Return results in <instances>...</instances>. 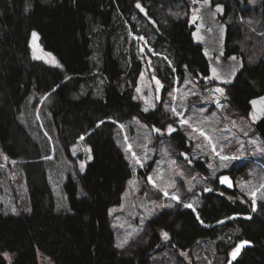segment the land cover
<instances>
[{"label":"trees","instance_id":"16d2710c","mask_svg":"<svg viewBox=\"0 0 264 264\" xmlns=\"http://www.w3.org/2000/svg\"><path fill=\"white\" fill-rule=\"evenodd\" d=\"M138 3L147 15L138 10ZM233 3V8L226 5L228 55H240L246 67L227 89L228 102L248 117L250 102L264 95V37L252 29L264 30V6L240 10L241 4ZM195 5L196 0H0V144L4 153L11 160L27 161L24 166L43 167L33 162L40 157L33 158L29 149L37 145L20 122L23 106L34 92L52 96V116L65 150L69 153L85 137L92 153L86 171L78 176L86 197L79 196L80 186L72 178L65 186L70 213L55 211L45 170L28 176L32 213H0V264H39V251L55 264H150L167 245L186 252L200 242H215L220 251L224 248L221 254L228 260L229 251L241 240L252 242L253 248L246 249L235 264H264V202L252 211L251 199H238L237 188L229 192L219 181L212 191L202 193L198 212L183 207L163 212L149 222L138 242L125 250L116 247L110 211L121 205L135 174L117 141V123L138 117L159 125L161 120L160 110L145 114L135 101L144 64L133 46L124 53L119 44L122 37L127 39L128 27L149 39L157 53L172 61L164 71L157 68L167 85L173 86L174 77L182 78L186 69L198 78L208 76V64L189 32ZM235 13L246 23L237 22ZM136 16L144 27L133 21ZM33 32L60 67L34 60ZM98 67L106 80L103 95L95 96L90 90L82 96V88L97 83ZM174 139L184 149L181 134ZM195 170L205 173L202 163ZM5 254L13 257L12 263Z\"/></svg>","mask_w":264,"mask_h":264},{"label":"rangeland","instance_id":"374dc122","mask_svg":"<svg viewBox=\"0 0 264 264\" xmlns=\"http://www.w3.org/2000/svg\"><path fill=\"white\" fill-rule=\"evenodd\" d=\"M218 1L232 8L234 6V0ZM236 1L242 6L240 10L249 7L259 10L264 6V0ZM234 15L237 22L246 23L236 13ZM133 21L141 27L145 26L138 16L134 17ZM125 22L128 23L127 20ZM252 29L255 35L264 37V30ZM128 30L129 27L127 39L122 37L120 41L119 51L129 53L133 46V51L144 64L137 87L140 91L136 89L135 101L141 104L142 112L145 114L160 110L161 120L159 125L146 123L138 117L125 123H117L119 127L117 141L125 151L135 174L128 184L121 205L110 211L116 247L123 245L117 248L125 250L138 242L146 235L149 222L163 212L185 208L184 204L189 203L193 204L195 212H198L202 193L206 188L212 191L214 183L219 181L223 174L235 175L238 199H243L244 196L252 200L251 193H256L257 209L258 204L264 202V199H261L264 197L262 187L264 151H261L264 149V140L252 126L249 118L242 116L230 106L228 88L220 85L206 87L187 69L182 78L174 77L173 86L167 85L157 68L161 67L164 71L167 64L172 66V61L164 54L157 53L149 39ZM141 37L143 39H140ZM31 48L34 60L51 67H60L58 61L44 51L39 39L33 41ZM100 55L97 51L95 54L97 62L100 61ZM95 76L97 83L82 88V96H86L90 90L94 91L95 96L103 95L106 80L99 72V67ZM156 80L160 81L162 87L157 86ZM216 89H222L223 95L216 92ZM153 104L155 107L151 106ZM52 106L53 98L50 94L39 95L34 92L27 99L20 115V122L37 145V149H29L33 158L40 157L38 161L33 162L42 163L43 167L24 166L27 161L9 159L0 144V213L5 216L32 213L28 176L40 169L41 172L45 170L47 173L57 213H70L65 191L70 178L80 186L79 196L86 197L78 176L86 171L92 161L91 149L83 137L71 147L69 153L65 150L52 116ZM146 107L147 112L144 111ZM172 107L181 113L180 117L169 111ZM181 119L188 120V124L182 126ZM169 125L176 130L169 133L167 130ZM153 127L160 129L159 137L155 136ZM201 132L205 135L202 136ZM176 134H181L184 138L185 147L188 149L186 152L190 154L193 162L196 165L203 164L205 168L203 175L183 160L181 151L185 147L183 149L174 139ZM205 136L209 137L211 142ZM212 145L216 146V152L220 155L236 156L238 159L222 161L212 151ZM137 160L143 166L137 163ZM81 164L85 165L83 171L80 168ZM224 164L228 166L223 167ZM246 167L247 169H244ZM240 169L243 171L240 172ZM149 177L152 178L151 182ZM241 185H244V191H241ZM177 196L179 199H174ZM226 242L231 243L229 239ZM221 251L215 242H200L186 252L171 250L167 245L162 252L151 258L150 264H227L229 259L226 260ZM230 252L231 250L229 254ZM5 258L12 263V256L6 254ZM38 260L39 264H55L40 251Z\"/></svg>","mask_w":264,"mask_h":264},{"label":"water","instance_id":"95a60500","mask_svg":"<svg viewBox=\"0 0 264 264\" xmlns=\"http://www.w3.org/2000/svg\"><path fill=\"white\" fill-rule=\"evenodd\" d=\"M215 0H200L197 7L192 10V15L189 22V32L195 47L202 51V55L209 67V75L203 76L200 74L199 81L206 87L220 85L225 88L232 87L245 70L246 62L243 57L238 54L228 55L227 43L229 28L225 22L227 16V7L223 3L214 4ZM138 8V7H137ZM143 9V10H141ZM138 10L147 15V9L142 5ZM235 57V59H233ZM215 69V72L213 70ZM255 101L256 103H253ZM255 117V118H254ZM249 121L260 137L264 140V95L253 99L250 102ZM156 127H153L156 137L160 136V132H156ZM183 160L192 168L194 163L188 153H182ZM228 176L232 182V187L229 188L226 184L219 183L221 187L229 192L236 190V181L231 174ZM247 241L248 243H244ZM243 245L235 259L232 257L233 250L238 246ZM253 248L252 242L241 240L233 248L229 254L227 264H235L242 256L246 249Z\"/></svg>","mask_w":264,"mask_h":264},{"label":"snow or ice","instance_id":"6c2138e0","mask_svg":"<svg viewBox=\"0 0 264 264\" xmlns=\"http://www.w3.org/2000/svg\"><path fill=\"white\" fill-rule=\"evenodd\" d=\"M136 6H137L138 8H141V5H140L139 3H138ZM141 10H143V9H141ZM32 36H33V38L35 39V38H36V33L33 32V33H32ZM140 39H143V38L141 37ZM49 55H50V54H49ZM233 59H235V57H233ZM213 72H215V69L213 70ZM156 84H157L158 87H162V85L160 84V81H159V80H156ZM137 91L139 92L140 89H137ZM216 92H218V93H220L221 95H223V90H222V89H216ZM193 94H194V93H193ZM217 103H219V101H217ZM253 103H256V102L253 101ZM151 106H152V107H155L154 104L151 105ZM144 111L147 112V111H148V108H147V107L144 108ZM169 111H171V112H172L175 116H177V117H180V116H181V113H180V112H177V110H176L175 107L170 108ZM254 118H255V117H254ZM180 124H181L182 126L185 125V124H188V120H186V119H181V120H180ZM121 127H123V125H121ZM167 130H168L169 133H171V132H174L176 129L173 128L171 125H169ZM155 131H156V132H160V129L157 128V129H155ZM201 135L203 136V135H205V134H204L203 132H201ZM205 138H206V139H209V142H211L209 137L205 136ZM81 139H83V137H81ZM252 143L254 144L255 141H252ZM74 151H75V150H74ZM88 151H90V149H89ZM212 151H213L214 153H216V155L219 156L220 159H221L222 161H230V160L238 159V157H236V156L220 155L219 152H216V146H215V145H212ZM261 151H264V149H261ZM133 155H135V154H133ZM89 159H91V156H89ZM137 163H141V162H140L139 160H137ZM141 166H143L142 163H141ZM227 166H228L227 164H224V165H223V167H227ZM84 167H85L84 164H81V165H80L81 171H83ZM210 167H211V165H210ZM148 179H149V181L151 182L152 178L149 177ZM219 179H220V183H222V184H226L229 188L232 187V182H231V180H230V178H229L228 176H221ZM153 186L155 187V184H154ZM262 187H264V186H262ZM190 190H191V189H190ZM205 191H211V189L206 188ZM241 191H244V185H241ZM165 195H167V192H165ZM251 197H252V203H253L252 211H256V207H255V203H256V193H255V192L251 193ZM174 199H177V200H178L179 197H178V196H177V197H174ZM261 199H264V197H261ZM169 206H171V205H169ZM184 207H185V208H190V209H192L193 212L196 211L195 207H194L193 204H191V203H189V204H184ZM13 211H15V209H13ZM197 219H199V214H198V213H197ZM248 219H251V217H248ZM201 223H203L202 220H201ZM221 223H222V221H221ZM163 237H164L165 240H167V239L169 238V237H168V233H167V232H164V233H163ZM244 243L246 244V243H248V242L245 241ZM122 246H123V245H117V247H122ZM242 246H243V245H240V246H238L236 249L233 250V253H232V257H233V259L236 258V256L238 255V253H239V251H240V248H241ZM5 255H6V254H5Z\"/></svg>","mask_w":264,"mask_h":264},{"label":"flooded vegetation","instance_id":"af4514ba","mask_svg":"<svg viewBox=\"0 0 264 264\" xmlns=\"http://www.w3.org/2000/svg\"><path fill=\"white\" fill-rule=\"evenodd\" d=\"M198 1H200V0H196V7H197V4H198ZM218 3H222L221 1H218V0H215L214 1V4H218ZM193 9H195V8H193ZM192 9V10H193ZM198 76H200V74L198 75ZM181 153H188V152H186L185 150H183V151H181ZM189 154V153H188ZM190 155V154H189ZM191 160H192V157H191ZM193 161V160H192ZM194 163V162H193ZM196 167H197V165H196V163H194V169H196ZM230 174V173H229ZM224 175V174H223Z\"/></svg>","mask_w":264,"mask_h":264}]
</instances>
